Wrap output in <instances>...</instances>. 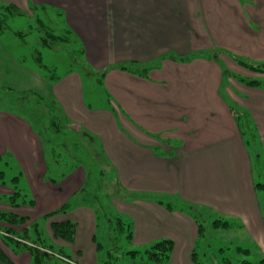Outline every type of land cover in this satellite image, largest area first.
Listing matches in <instances>:
<instances>
[{"label": "crops", "instance_id": "0c3cea01", "mask_svg": "<svg viewBox=\"0 0 264 264\" xmlns=\"http://www.w3.org/2000/svg\"><path fill=\"white\" fill-rule=\"evenodd\" d=\"M0 4L14 5L26 14L33 6L60 11L61 25L77 40L85 64L97 73L107 70L102 77L97 75L100 82L93 83L60 52L67 68L56 81H48L37 68L13 57L0 37V56H5L0 81L18 77L21 93L54 100L68 126L98 140L115 173L116 199L122 203L116 209L128 218L123 219L131 225L134 246L171 240L168 264H191L197 224L186 209L169 210L147 198L120 200V190L171 198L209 219H222L264 250V194L255 188L253 174L256 163L264 182V74L248 71L232 58L264 64V0H0ZM198 53L210 56L179 61ZM128 63L148 71L110 70ZM222 63L263 83L245 85L232 76L236 72L223 74ZM225 76L228 86L223 88ZM89 86L90 95L98 96L95 105L88 100ZM230 105L248 117L254 143L248 134H240ZM31 155H36L35 168L45 178L25 190L21 160ZM3 158L19 162L15 165L20 178H11L14 184L0 182V212L27 222L55 213L62 189L53 184L62 180L61 186L72 190L83 178L78 166L57 182L49 181L38 135L24 119L0 111ZM15 192L13 207L9 202ZM24 192L30 194V210L20 214L17 209L27 204ZM89 207L80 205L47 225L51 230L53 222L74 223L71 242L49 235L46 245L71 264H99L94 245L97 219ZM0 231L15 236L11 229ZM0 250L11 264H33L28 250L15 252L4 246ZM39 259L37 264L58 260L47 255Z\"/></svg>", "mask_w": 264, "mask_h": 264}, {"label": "trees", "instance_id": "16d2710c", "mask_svg": "<svg viewBox=\"0 0 264 264\" xmlns=\"http://www.w3.org/2000/svg\"><path fill=\"white\" fill-rule=\"evenodd\" d=\"M30 11L33 12V20L36 23V28H33L32 24H28L24 31H17L13 34L22 38L27 34L32 33L33 31L42 32V35L38 37L41 47L52 48L53 51L57 50H66L68 49L69 54L66 53L68 59L70 60L71 66L79 69L85 74V76L92 82L97 75L102 77L105 75L106 71L100 73L92 71L83 61V52L78 46V42L75 37L72 35L71 31L66 27L61 25L62 14L60 11L53 10L46 6H33L30 8ZM28 15L11 4H0V37L3 34L10 30L8 22L11 18ZM71 50V51H70ZM195 56H210L204 53H198L191 55L190 57L179 59L182 62H189ZM238 66L251 71L253 73H263L264 74V64H255L247 63L243 60L232 57ZM32 62L34 66L44 75L48 81H56L58 76L53 74V68L46 66L41 58V54L37 49L32 51ZM25 62L21 59L20 61ZM111 69H116L131 74H144L148 71V68L140 67L135 63L120 64L111 67ZM223 74H230L224 68H222ZM239 82L244 83L248 86H259L262 84V81L258 80H248L242 79L237 76L232 75ZM99 78L96 80V82ZM95 81V80H94ZM100 82V80L98 81ZM18 99L21 100V106L16 110L15 116L20 117L27 121L31 129L38 135L43 150L45 154V159L47 162V179L51 182H57L58 180L64 178L68 173L77 168L80 165H83L84 159L88 158L90 162V170L88 175L91 177V174L97 175L100 178L101 182H104L106 179L107 173L113 172L112 168L104 158L98 140L95 137L85 134L83 131H76L73 127L68 126L63 118L62 111L59 108L58 104L54 100L43 98L33 92L20 93ZM232 112L236 115V120L238 124V129L241 135H249V138L252 143H254V133L250 128L249 119L246 114L238 109L237 107L230 105ZM70 133L68 136L67 134ZM67 136V137H66ZM83 156H79V154ZM64 158V159H63ZM83 162V163H82ZM91 173V174H90ZM16 180V179H14ZM115 184V183H114ZM114 184L111 185V189L107 188V191L114 192ZM255 188L264 191V184H257ZM82 192H85L83 190ZM82 192L76 194L69 202L64 204L62 208L57 210L55 213H65L73 207H78L84 205L83 197L81 196ZM18 192H15L10 198L12 204L16 200ZM132 198H147L151 199L159 204H163L166 209H186L189 214L194 218L197 224V243H205L208 229H221L226 230L231 225L223 221L222 219H216L210 224H207L203 216L194 208L187 206H177L172 202H163L162 199L154 196L146 195H131ZM89 205L92 209H95L96 219L100 217L99 210L101 207L95 205ZM103 217V216H102ZM0 220L7 221L12 224H23L26 220L25 218H18L13 214L2 213L0 212ZM105 223L109 226H115V230L118 231V234H124V238L130 241L131 239V225L125 221L120 216L116 215L112 218H107L104 216ZM51 230L55 238L61 239L66 242H71L74 238L75 225L72 222H54L51 224ZM9 233V232H8ZM10 242H13L16 247L20 250H28L33 255V264H37V261L40 260L41 256L47 255L42 250L49 249L43 246H37L36 243H32L31 246L26 244L17 243L11 239H8ZM94 242H96L97 252L100 253L102 245L97 242L96 236L94 237ZM196 243V244H197ZM196 246V245H195ZM198 246V245H197ZM196 246V247H197ZM196 247H194L191 253L192 264H199L197 262V253ZM173 248V243L171 240H160L149 247L145 248L141 252L131 251L127 252L125 255H128L132 258L139 256L141 262L134 264H168L171 250ZM42 249V250H41ZM238 254L245 256L250 255V251L242 248H235ZM52 252V251H51ZM220 252H223L220 250ZM60 255V253H59ZM107 255L111 257V253L108 252ZM49 256V255H47ZM99 264H106L105 259L99 256ZM0 262L2 264H11V262L6 258L3 252L0 250ZM219 264H233L229 259L222 258L220 259ZM242 264H264V259L251 263L248 261H242Z\"/></svg>", "mask_w": 264, "mask_h": 264}, {"label": "rangeland", "instance_id": "374dc122", "mask_svg": "<svg viewBox=\"0 0 264 264\" xmlns=\"http://www.w3.org/2000/svg\"><path fill=\"white\" fill-rule=\"evenodd\" d=\"M28 17L24 16H19V17H14L11 18L8 22V26L10 28L9 31L5 32L3 36L1 37L2 42L4 43L6 49L9 51V53L12 54L13 57H17V60L21 61L24 60L25 62H22L21 64L25 66H29L33 69H36L32 62V51L34 49H37L40 54L43 63L50 67L53 68V74L56 76H60V74L64 71V69L67 68L66 62H62L60 59L63 56H61L59 53L64 52L68 53V49L66 50H57L53 51L52 48L49 47H41L40 42L38 41V37L42 35V32L39 34L36 31H33L30 34H27L25 37H18L14 35V32L17 31H24L28 24H32L33 28H36V23L34 22L33 18V12L30 11L28 14ZM71 51V50H70ZM61 58H60V57ZM0 57V61L5 64V56L2 54ZM222 68H224L226 71L228 70L229 72H236L234 73L235 76L242 78V79H247L244 78L242 75V72H239L237 69H233L232 67H229L227 64H220ZM9 68V67H8ZM232 68V69H230ZM99 76L93 78L94 80L92 81L93 83H96V80ZM10 77H7V80L0 81V111L2 112H10L15 114L16 110H18L19 106H21V100L18 99V96L22 90L18 89L17 85L22 84L19 82V78L14 81L12 79H9ZM226 76L223 81V88H226L228 86L225 82ZM250 80V79H248ZM90 82V81H89ZM98 86H95V88ZM94 88V87H93ZM94 88V89H95ZM89 94H88V100L89 102H92V104H97L96 98L98 96H91L90 91L92 88L89 86ZM227 101L232 103L227 97H225ZM68 136L70 133L67 134ZM67 137V136H66ZM79 156H83V154H79ZM64 159V158H63ZM83 165H80L78 170L80 173H82L83 178L80 183H78L72 190H66L65 186H61L62 180L53 184V187L56 190L62 189V193L58 194L56 197V209L59 210L62 208L64 204L69 202L76 194L79 192H83V202L84 204H90V205H95V206H100L101 209L99 210V219L97 220L96 224V240L98 243L102 245V249L100 250V253L97 252V258L99 256L103 259H105L106 264H134L137 262H141V258L139 256H136V258H132L128 255H125L127 252L131 251H139L141 252L145 248L149 247L150 245L159 242L154 241L152 243H149L146 246L140 247L141 244H132L133 242L128 241L127 239L124 238V234H118V231L115 230V226H109L107 223H105L104 216H107V218H112L113 216H120L121 218L128 219L125 216H121L117 212V206H120V201L116 199V193L115 190L112 191H107V188L111 189V185L115 183V173L114 172H108L106 176V180L104 182L100 181V178L97 177V175L91 174V177L88 175V171L90 170V160L88 158H85ZM88 162V163H87ZM21 163L23 164L22 168V173H23V181L22 184L25 187V190L27 186L30 183H42V181L45 178V173H41L39 168H35V165L38 164L36 155H31L29 159H24L21 160ZM14 164V166H13ZM19 165V162L14 159L10 158H3L0 160V182L6 181L8 185L10 182L13 183V181H10L11 178L14 176H19V171H17L16 165ZM3 173H6V177L3 178L1 177ZM253 174H254V181L256 184H264L263 178L260 177V172H259V167L255 163V167L253 168ZM14 180V179H13ZM14 184V183H13ZM261 192L264 194V191L261 190ZM26 195L25 201L26 205L22 208L17 209V213H26L29 212L30 207H28L29 203V197L30 194L24 192ZM134 194V193H133ZM81 195V196H83ZM145 195V194H140L138 196ZM125 197H128L129 199H135L131 197V194H128L126 191L120 190V200L125 199ZM138 198V197H137ZM163 200V202H172L175 205L182 206L181 203L177 201H172L171 198H166V197H157ZM141 199V198H138ZM19 200V198H17ZM28 201V202H27ZM127 201V200H126ZM11 206H15V201L14 204L9 202ZM17 204H21L17 202ZM8 205V203H7ZM122 205V203H121ZM21 206V205H20ZM186 206V205H184ZM190 207V206H187ZM76 207H73L69 209L65 213H56L52 214L48 218L43 219H31L30 222L25 221L23 224H12L7 221H2L0 220V229L1 230H13L15 232V236L20 237L21 239L25 240L26 243H36L37 246H43L45 248L50 249L46 245H50L48 241V236L53 235L52 230L49 229V225L52 221L56 219L63 218L65 215L69 214L73 209ZM90 209V207H89ZM177 209V208H176ZM195 209V208H194ZM16 210V209H13ZM93 211L95 218V209H90ZM35 212V210H34ZM199 212V211H198ZM3 213V212H2ZM32 213V212H31ZM200 213V212H199ZM9 214V213H8ZM207 224H210L213 222L214 218H207L205 215L200 213ZM103 216V217H102ZM128 216V215H127ZM130 217V216H129ZM21 218V217H18ZM128 221V220H127ZM58 222V221H57ZM54 223V222H53ZM233 228L226 229V230H221V229H208L209 232H207V237L206 240H204L205 243H197V240L193 246L196 247V253H197V262L199 264H219L220 259L225 258L229 259L233 264H242V261H248L251 263H256L262 259H264V250L257 244L255 241H252L248 238H246L245 234L237 230L235 226H232ZM24 229L27 231L24 232ZM38 240H41L38 241ZM40 242V243H39ZM197 243V244H196ZM0 248L6 247L9 248L15 252L20 250V248L16 247L13 242H10L7 238L0 236ZM21 245V244H20ZM94 245L96 246V242H94ZM196 245V246H195ZM235 248H242V249H247L250 251L249 256H245L242 254H238L236 252ZM55 252L59 253V250L57 247H54ZM222 250L223 252H220ZM193 251V250H192ZM110 252L112 255L109 257L107 253ZM192 253V252H191ZM191 258V255H190ZM53 261L58 264V260L53 259ZM99 262V261H98ZM192 264V261H191Z\"/></svg>", "mask_w": 264, "mask_h": 264}, {"label": "built area", "instance_id": "2783aa9c", "mask_svg": "<svg viewBox=\"0 0 264 264\" xmlns=\"http://www.w3.org/2000/svg\"><path fill=\"white\" fill-rule=\"evenodd\" d=\"M0 235L7 236L6 234H3V233H1V232H0ZM57 258L61 259L62 261L67 262L66 259H64V258H62V257H60V256H57Z\"/></svg>", "mask_w": 264, "mask_h": 264}]
</instances>
